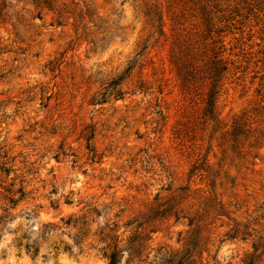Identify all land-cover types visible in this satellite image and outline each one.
I'll use <instances>...</instances> for the list:
<instances>
[{
  "label": "rangeland",
  "instance_id": "374dc122",
  "mask_svg": "<svg viewBox=\"0 0 264 264\" xmlns=\"http://www.w3.org/2000/svg\"><path fill=\"white\" fill-rule=\"evenodd\" d=\"M6 1L0 16V264H107L97 253L79 254L70 229L44 236L34 258L24 246L36 228L85 204L102 211L110 206L111 218L125 209L126 221L156 196L174 198L178 218H168L154 246L179 249L197 239L203 264H264L263 1L206 0L212 35L223 41L230 62L215 132L202 123L203 89L199 96L183 94L174 66L178 51L202 57L196 33L205 0H61L66 12L72 2L89 9L91 34L80 37L67 14L59 19L44 10L23 42L4 16L14 4ZM18 1L26 19L36 16L30 0ZM147 13L159 15L162 35L147 25ZM238 117L252 128L251 137L240 140V158L218 146ZM256 138L259 148H250ZM205 155L207 172L189 178Z\"/></svg>",
  "mask_w": 264,
  "mask_h": 264
},
{
  "label": "trees",
  "instance_id": "16d2710c",
  "mask_svg": "<svg viewBox=\"0 0 264 264\" xmlns=\"http://www.w3.org/2000/svg\"><path fill=\"white\" fill-rule=\"evenodd\" d=\"M0 1V16H2L5 9L3 7L7 1ZM262 1L264 3V0ZM12 2L14 4L10 3L8 6L9 15L4 14V16L11 17L9 20L14 21L12 24L13 36L20 42H23L29 30L35 28V19H42L41 12L44 10L59 19L67 14V20H72L76 34L80 37L90 35L91 27H94L90 26L92 15L89 9L86 6L81 7L75 2V4L71 3V10L66 12V3L61 0H30V4L37 14L36 16L30 14L29 20L22 13L24 8L21 9V12L17 9L19 1L12 0ZM152 15L150 18V13L145 14L147 25L154 33L158 32L159 35H162L160 17L157 13H152ZM200 15L201 29L196 33V36L202 46V57L193 59L192 55H184L178 51L177 56L174 57V66L183 94L199 96V87L203 89L200 97L202 123L205 126H210L211 131L215 132L220 129L221 125L217 114V100L223 89L230 62L224 56L223 41L215 40L212 35L215 23H213L206 0L200 7ZM57 25L61 26V23L58 21ZM218 32L220 30L216 34ZM178 44L180 45L179 41ZM198 55V52L194 53V56ZM142 84L138 86V93L143 90ZM247 123L242 117L235 118L230 129L221 132L220 140L222 142L218 146L223 154H226L225 149L230 147L238 158L243 156L244 151L240 140L241 138L249 139L251 137L249 134L252 132V128ZM181 135L178 131L176 138L180 139ZM258 145L259 139L256 138L249 144V147L259 148ZM203 160L202 167H193L189 171V178H192L197 172H207L210 167L208 155H205ZM154 200L153 204L146 205L147 207L143 211L126 221L121 218L125 209H119L118 213L111 218L112 209L110 206H101L104 209L103 213L98 205L85 204L78 213L63 216L58 223L42 224L41 227L36 228L35 239L24 246L25 252L30 258H34L39 253L44 236L53 232L63 233V230L70 229L75 231L74 238L71 239L72 246L79 254L97 253L106 260L107 264H122L123 261L125 264H203V254L197 239H192L188 245L179 249L168 244L154 246V236L162 232V227L166 228L168 218L171 216L178 218L174 207V198L160 202L157 201L156 196ZM81 204L82 202L78 203L76 207ZM65 205L71 207L73 203L66 202ZM99 219H102V226L98 224ZM65 250L71 253L72 247L65 248Z\"/></svg>",
  "mask_w": 264,
  "mask_h": 264
}]
</instances>
